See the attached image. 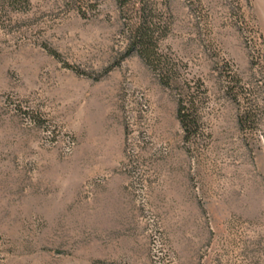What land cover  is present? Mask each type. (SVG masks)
<instances>
[{
    "label": "rangeland",
    "instance_id": "1",
    "mask_svg": "<svg viewBox=\"0 0 264 264\" xmlns=\"http://www.w3.org/2000/svg\"><path fill=\"white\" fill-rule=\"evenodd\" d=\"M117 1L0 0V264H264L248 1L147 0L172 88L128 52ZM197 84L186 139L179 89Z\"/></svg>",
    "mask_w": 264,
    "mask_h": 264
},
{
    "label": "trees",
    "instance_id": "2",
    "mask_svg": "<svg viewBox=\"0 0 264 264\" xmlns=\"http://www.w3.org/2000/svg\"><path fill=\"white\" fill-rule=\"evenodd\" d=\"M26 10L28 0H1ZM117 1V0H116ZM124 19V34L128 41V52L135 53L154 72L166 88H172L179 80L176 64L159 49V42L166 36V28L159 21V11L147 0H120ZM124 9V10H123ZM125 11V12H123ZM56 56L55 53L49 52ZM195 86V85H194ZM202 86L182 87L179 90L177 119L186 139L198 132V118L195 108V94Z\"/></svg>",
    "mask_w": 264,
    "mask_h": 264
},
{
    "label": "crops",
    "instance_id": "3",
    "mask_svg": "<svg viewBox=\"0 0 264 264\" xmlns=\"http://www.w3.org/2000/svg\"><path fill=\"white\" fill-rule=\"evenodd\" d=\"M249 15L259 32V37L264 39V0H247Z\"/></svg>",
    "mask_w": 264,
    "mask_h": 264
}]
</instances>
